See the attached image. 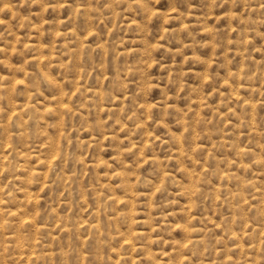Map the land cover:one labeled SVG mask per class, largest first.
I'll return each instance as SVG.
<instances>
[{
    "label": "rangeland",
    "instance_id": "rangeland-1",
    "mask_svg": "<svg viewBox=\"0 0 264 264\" xmlns=\"http://www.w3.org/2000/svg\"><path fill=\"white\" fill-rule=\"evenodd\" d=\"M0 210V264H264V0H0Z\"/></svg>",
    "mask_w": 264,
    "mask_h": 264
},
{
    "label": "bare ground",
    "instance_id": "bare-ground-1",
    "mask_svg": "<svg viewBox=\"0 0 264 264\" xmlns=\"http://www.w3.org/2000/svg\"><path fill=\"white\" fill-rule=\"evenodd\" d=\"M30 103V102H29ZM30 105V104H29ZM36 114V113H35ZM46 146V145H45ZM5 156V155H4ZM255 157V156H254ZM256 158V157H255ZM57 159V158H56ZM55 160V159H54ZM53 160V161H54ZM49 161H51V160H49ZM57 162H59V161H57ZM50 163V162H49ZM52 164V163H51ZM55 164V163H54ZM57 164V163H56ZM59 167V166H58ZM50 168H52V167H50ZM37 171V170H36ZM39 173V172H38ZM37 174V173H36ZM237 176V175H236ZM241 183V182H240ZM240 185V184H239ZM47 186H48V184H47ZM1 211V210H0ZM28 217V216H27ZM67 217V216H66ZM82 226V225H81ZM98 228V227H97ZM45 231V230H44ZM99 231V230H98ZM48 235V234H47ZM235 238V237H234ZM36 241V240H35ZM134 242V241H133ZM201 242H202V240H201ZM140 250V249H139ZM233 250V249H232ZM242 259V258H241Z\"/></svg>",
    "mask_w": 264,
    "mask_h": 264
}]
</instances>
